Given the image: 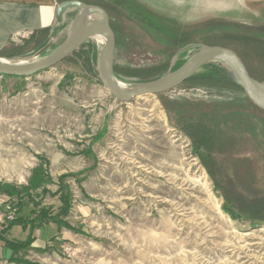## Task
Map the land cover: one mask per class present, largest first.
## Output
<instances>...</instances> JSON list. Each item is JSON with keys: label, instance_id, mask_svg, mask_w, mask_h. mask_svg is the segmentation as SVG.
Instances as JSON below:
<instances>
[{"label": "rangeland", "instance_id": "obj_1", "mask_svg": "<svg viewBox=\"0 0 264 264\" xmlns=\"http://www.w3.org/2000/svg\"><path fill=\"white\" fill-rule=\"evenodd\" d=\"M78 1L108 13L115 77L126 88L179 70L198 47L220 45L264 83V62L246 43L264 32V0ZM56 33L44 48L6 59L46 58L69 36ZM97 80L70 57L0 91V188L31 193H0V233L10 215L33 220L45 208L60 217L61 176L71 203L65 223L35 224V245L14 254L0 243V264H264V111L242 91L193 82L130 103L111 95L105 131L81 144ZM201 133L213 146L207 167L193 152ZM84 150L92 154L82 158ZM25 235L17 227L8 238Z\"/></svg>", "mask_w": 264, "mask_h": 264}, {"label": "water", "instance_id": "obj_2", "mask_svg": "<svg viewBox=\"0 0 264 264\" xmlns=\"http://www.w3.org/2000/svg\"><path fill=\"white\" fill-rule=\"evenodd\" d=\"M75 8L77 14L71 24L67 40L46 58L38 61H8L0 57V78H31L46 72L71 57L88 40L99 44L98 73L103 87L120 103H130L134 99L149 95H160L172 91L188 82L206 64H226L249 100L264 111V83L253 78L240 56L232 49L221 46H203L179 70L160 79L142 83L131 88L119 84L115 77L116 36L110 24L108 13L101 7L83 4L79 1L62 3L58 8L60 17L64 11ZM92 15L99 18L94 20ZM104 36L105 43L100 44L97 37Z\"/></svg>", "mask_w": 264, "mask_h": 264}, {"label": "trees", "instance_id": "obj_3", "mask_svg": "<svg viewBox=\"0 0 264 264\" xmlns=\"http://www.w3.org/2000/svg\"><path fill=\"white\" fill-rule=\"evenodd\" d=\"M68 11H70V13L69 12L65 13L64 17L62 18V21H61L62 24H60L61 28L55 29L54 31L43 30L40 32H35L32 34V36L28 40L24 42V44L21 46L22 48H17L13 52L10 51L11 53L4 52L2 53V56L8 59L21 58L19 55V52L23 50L24 48L31 46L32 44L36 45V47L39 49L44 48L48 44V42L51 40V37L56 36L57 30H60L66 34H70L71 24L77 14V9L71 8V9H68ZM255 34H258L259 39L249 40L246 43L248 46L249 45L253 46L251 47V51L255 49L256 55L258 56V58L262 59L264 62V32H262L261 30H257ZM46 36H47V39H45ZM220 46L226 47L225 45H220ZM201 47H198L197 51L193 53L192 56H194L200 50ZM226 48H229V47H226ZM239 56L241 55L239 54ZM71 57H78L83 63V65L85 66V69L88 70L93 75L94 78L98 79L97 81L98 83H100L99 73H98L99 44L94 39L88 40ZM245 65L248 71L250 72L249 66L246 62H245ZM202 69H205L206 73L195 74L194 76L190 78L188 82H193V83H198V84H203V85L226 86V87H230V88L244 92L242 88H240L236 84L235 78L226 64L223 63L222 65L220 63H209V64H206ZM251 76L255 78L252 74ZM160 78L162 77L158 76L151 81H154ZM3 79L12 80V82L11 81L9 82L12 86H15V84L18 82L22 83V81H25V78H18V77H5ZM147 82H150V81H147ZM13 93H14L13 96H15L18 93V90L15 88L13 90ZM193 142H194L193 143L194 154L199 156L202 159L206 167L211 166V164L214 163L213 162L214 160H212V156H211V152L213 148L211 139L208 137L207 134L201 133L193 137ZM207 169L209 170L210 173H212L213 168H207ZM65 178L66 176L60 177L61 185H60V190L58 193V195L60 196V200L62 202V208L60 210L61 218L59 216H57L54 219L49 218L50 217L49 212H47L45 208H42V210L40 211V215L36 219L29 220L27 218L17 216L13 220H7L2 228V232L0 233V243H3L5 247L9 248L14 254H16L21 250L31 247L35 243L36 237L34 236V232L36 230L35 224L37 222H40V226H42L41 223H44V221H47L48 219L58 224L65 223L62 220V217L68 215L70 208H71L70 194L65 192L66 190V186L64 183ZM24 191L26 192L25 195H30L31 194L29 193L30 186H21V187L6 186L3 188H0V193H3L9 197L19 196L20 194L22 195ZM262 208L264 209V207ZM226 211L229 212L228 213L229 215H232L231 211L229 210H226ZM66 225L70 228V226L67 223ZM17 227L22 229V231L26 232L25 240L16 241V240H10L8 238V234L10 233V231L13 228H17ZM9 260L16 262L19 260V258L11 257L9 258Z\"/></svg>", "mask_w": 264, "mask_h": 264}, {"label": "crops", "instance_id": "obj_4", "mask_svg": "<svg viewBox=\"0 0 264 264\" xmlns=\"http://www.w3.org/2000/svg\"><path fill=\"white\" fill-rule=\"evenodd\" d=\"M68 1L76 0H0V56L4 52L21 47L35 32L54 31L61 28L60 24H62L64 14L70 13V11H64L59 17L57 14L58 8L62 3ZM141 2H145V0ZM0 79L2 80L0 91L5 93V82L8 81L9 83L12 80ZM56 87L60 88L59 85ZM92 89L94 95L91 96L90 101L85 102L87 106L84 114V132L77 139L78 143L81 142V144L85 143L86 145L93 143L96 137H101L105 131L104 122L107 120L108 112L116 103L112 102L111 94L99 83H96ZM95 120L96 122H94ZM85 151H83V155L80 152L74 153V155L81 154L82 158H86V153L88 155L92 154L89 151L85 153ZM42 232L45 231L42 230L40 234ZM44 239L46 238L44 237ZM37 241H40V239L38 238L34 245Z\"/></svg>", "mask_w": 264, "mask_h": 264}, {"label": "bare ground", "instance_id": "obj_5", "mask_svg": "<svg viewBox=\"0 0 264 264\" xmlns=\"http://www.w3.org/2000/svg\"><path fill=\"white\" fill-rule=\"evenodd\" d=\"M74 18V17H73ZM71 21V20H70ZM97 40H98V42L100 43V44H103V43H105V41H106V38L104 37V36H99V37H97ZM195 49V48H194ZM193 49V50H194ZM48 52V51H47ZM194 52V51H193ZM195 53V52H194ZM188 56V55H187ZM186 56V57H187ZM180 58H182V57H180ZM30 61V60H29ZM20 62V61H19ZM19 62H16V63H19ZM223 65V64H222ZM229 71V70H228ZM231 74V73H230ZM122 81V80H121ZM119 84H121V83H119ZM121 85H123V84H121Z\"/></svg>", "mask_w": 264, "mask_h": 264}, {"label": "built area", "instance_id": "obj_6", "mask_svg": "<svg viewBox=\"0 0 264 264\" xmlns=\"http://www.w3.org/2000/svg\"><path fill=\"white\" fill-rule=\"evenodd\" d=\"M14 218V216L10 215L7 217L8 220H12Z\"/></svg>", "mask_w": 264, "mask_h": 264}]
</instances>
